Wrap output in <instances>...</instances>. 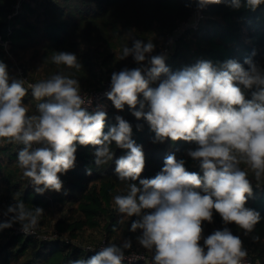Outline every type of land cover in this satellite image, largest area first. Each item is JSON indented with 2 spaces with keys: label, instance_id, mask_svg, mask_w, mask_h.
Wrapping results in <instances>:
<instances>
[{
  "label": "clouds",
  "instance_id": "obj_1",
  "mask_svg": "<svg viewBox=\"0 0 264 264\" xmlns=\"http://www.w3.org/2000/svg\"><path fill=\"white\" fill-rule=\"evenodd\" d=\"M194 2L197 10L223 3L234 10L255 11L264 4V0ZM154 49L152 41L139 39L124 46L120 59L131 56L138 66L113 72L104 95L115 109L123 111L127 105L137 120H145L155 133L154 143L194 142L197 147L188 149L187 155L198 161L203 175L188 171L183 159L169 154L153 178L140 179L146 160L142 145L132 139L131 124L117 115V123L105 132L106 106L98 104L89 111L92 99L81 93L75 73L63 70L27 83L11 77L0 62V140L23 145L18 166L38 194L62 190L60 176L76 166L77 145L95 146L94 164L99 167L113 160L114 142L127 150L115 159L114 171L120 181L130 182L126 194L113 197L114 204L120 214L137 217L129 231L140 230L136 240L152 252V264H243L247 249L227 225L235 224L247 234L262 219L245 206L253 185L241 164L254 173L259 188L264 177V67L246 58L247 69L229 59L200 60L172 71L163 54L151 55ZM51 61L75 72L82 69L71 52H54ZM29 90L41 101L38 114H28L24 98ZM87 174L91 175L90 168ZM214 213L225 227L205 236L203 225L213 223ZM43 214L42 207L16 201L0 209V216L7 217L0 220V230L19 224L23 234H34ZM131 246V239L125 238L71 264H123Z\"/></svg>",
  "mask_w": 264,
  "mask_h": 264
},
{
  "label": "trees",
  "instance_id": "obj_2",
  "mask_svg": "<svg viewBox=\"0 0 264 264\" xmlns=\"http://www.w3.org/2000/svg\"><path fill=\"white\" fill-rule=\"evenodd\" d=\"M17 1L0 0V35L10 40L9 52L0 42V62L7 65L9 75L36 83L61 70L74 72L81 89L86 91L102 89L111 81L113 72L138 66L131 56L120 59L123 47H131L133 39L152 41L155 49L151 55H156L165 44L167 33L197 10L194 0H34L24 2L20 13L14 15ZM202 11L206 17L199 29L187 30L165 61L172 71L200 60L222 63L232 59L247 69L244 61L251 58L264 67V4L255 11L246 7L234 10L223 3L209 4ZM59 51L74 53L82 69L75 72L55 65L51 56ZM246 96L250 98L251 92H246ZM40 102L29 90L24 98L29 115L38 114L36 105ZM117 115L131 124L132 139L142 145L146 165L140 179L153 178L169 154L183 159L188 171L203 175L198 161L187 155L188 149L197 147L194 142L166 139L154 143L155 133L149 124L137 120L127 105L123 111L113 106L107 113L105 132L117 123ZM137 125L142 127L138 129ZM22 147L0 140V209L16 201H23L29 208L42 207L39 232H58L60 237L43 239L15 234L12 228L0 230V264H71L91 257L102 246L121 244L125 238L131 239L132 246L124 253L143 252L145 259H125L123 264H152V252L136 240L140 230L129 231L137 217L120 214L113 200L115 195L126 194L130 183L120 181L114 171L115 159L127 150L117 148L113 142V160L98 167L94 164L95 146L77 145L76 166L60 176L62 190L38 194L18 166L17 153ZM89 168L91 175L87 174ZM241 168L248 172L253 185V194L245 206L258 211L262 219L247 234L235 224L227 227L240 236L253 264H264V177L257 188L254 173L244 164ZM203 227L207 236L225 225L214 213L213 223L205 222Z\"/></svg>",
  "mask_w": 264,
  "mask_h": 264
},
{
  "label": "built area",
  "instance_id": "obj_3",
  "mask_svg": "<svg viewBox=\"0 0 264 264\" xmlns=\"http://www.w3.org/2000/svg\"><path fill=\"white\" fill-rule=\"evenodd\" d=\"M32 1H34V0H18L17 4L15 5V8H14V10H15L14 15H17L18 13H20V10L22 9L24 2H32ZM205 17L206 16L202 10H196L192 17H190L186 20H183L172 32L167 33L165 44L161 47V49H159L157 51L156 55L163 54L167 60L169 58V56H171V54H173L175 52L179 38L187 30L199 29L200 24ZM0 42L5 46L7 52H9L10 40L4 39L3 36L0 35ZM24 79L27 81V83H34L32 81H29L28 78H26V77ZM109 90H110V82L109 81L106 82L104 87L100 90H91V91L88 90V91H86V90L81 89L82 94L86 93L92 99V106H91V108H89V111H91L93 108H95L98 104H104L106 106L105 110L107 113L113 108L112 102L110 100H108L107 97L104 95L105 92H107ZM4 219H7V217L0 216V220H4ZM19 228H20L19 225H16V224L13 225V227H12L13 233L23 234L19 230ZM40 228H41V223L39 221L38 226L35 229L34 234H30V235L41 236L43 239H54V238L60 237L58 232L49 233V234H42L39 232ZM23 235H25V234H23ZM102 247H104V246H102ZM124 255H125V259L130 260V261H136L139 258L145 259L144 256H135L134 257L130 254H125V253H124ZM243 264H253L252 259L247 256L244 259Z\"/></svg>",
  "mask_w": 264,
  "mask_h": 264
},
{
  "label": "rangeland",
  "instance_id": "obj_4",
  "mask_svg": "<svg viewBox=\"0 0 264 264\" xmlns=\"http://www.w3.org/2000/svg\"><path fill=\"white\" fill-rule=\"evenodd\" d=\"M100 238V237H99ZM130 255H132V256H144L145 257V254L143 253V252H141V253H131Z\"/></svg>",
  "mask_w": 264,
  "mask_h": 264
}]
</instances>
